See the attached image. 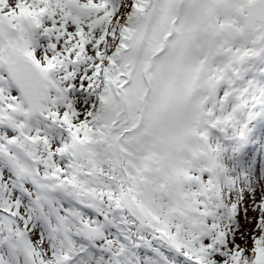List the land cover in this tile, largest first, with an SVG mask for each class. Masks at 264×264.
<instances>
[{"label": "snow or ice", "instance_id": "1", "mask_svg": "<svg viewBox=\"0 0 264 264\" xmlns=\"http://www.w3.org/2000/svg\"><path fill=\"white\" fill-rule=\"evenodd\" d=\"M0 264H264V0H0Z\"/></svg>", "mask_w": 264, "mask_h": 264}, {"label": "rangeland", "instance_id": "2", "mask_svg": "<svg viewBox=\"0 0 264 264\" xmlns=\"http://www.w3.org/2000/svg\"><path fill=\"white\" fill-rule=\"evenodd\" d=\"M258 198H259V190H258V192H257V199H258ZM250 215H252L251 212H250ZM240 219H241L242 230L247 229V228L250 227V225H248V224L244 221L243 214H241Z\"/></svg>", "mask_w": 264, "mask_h": 264}]
</instances>
